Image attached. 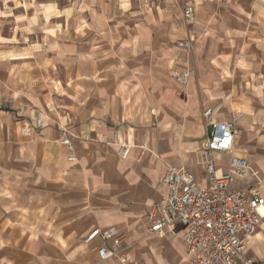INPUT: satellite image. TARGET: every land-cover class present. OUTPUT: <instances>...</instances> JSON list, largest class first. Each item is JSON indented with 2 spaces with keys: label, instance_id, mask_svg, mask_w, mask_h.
<instances>
[{
  "label": "crops",
  "instance_id": "0c3cea01",
  "mask_svg": "<svg viewBox=\"0 0 264 264\" xmlns=\"http://www.w3.org/2000/svg\"><path fill=\"white\" fill-rule=\"evenodd\" d=\"M78 2L84 12L54 14L55 3L0 0L10 25L0 29V264H123L99 259L98 238L84 242L109 227L123 235L126 264H185L176 236L144 226L149 201L167 192L168 165L204 181L205 108L240 130L234 153L258 171L264 197V0ZM184 4L194 7L192 22ZM187 37L190 53L176 43ZM175 68L194 71L187 84L175 81ZM36 112L42 127L22 134ZM113 131L132 146L125 159ZM214 159L225 171L228 156ZM245 253L264 261V217Z\"/></svg>",
  "mask_w": 264,
  "mask_h": 264
},
{
  "label": "built area",
  "instance_id": "2783aa9c",
  "mask_svg": "<svg viewBox=\"0 0 264 264\" xmlns=\"http://www.w3.org/2000/svg\"><path fill=\"white\" fill-rule=\"evenodd\" d=\"M194 7L186 4L182 9L185 22H192ZM179 47H185L190 53L192 39L178 40ZM194 74L192 69L175 68L172 75L178 84H187ZM214 108L202 111L204 124H210L201 148L198 150V165L204 173V181L198 182L195 174L186 166L168 165L161 178L160 185L166 188L165 196L159 200H150L147 206L148 235L176 236L185 247V264H264L246 256L247 241L255 234L262 223L264 197L260 190L262 179L258 171L244 157L234 153L235 137L240 130L232 121H213ZM154 115V110H151ZM42 127L40 112L35 113L33 125H25L22 134H30ZM63 144L71 155L76 157L71 136L62 128ZM102 142L104 140L102 139ZM110 143L118 147V153L125 159L131 145L121 140L118 131L111 133ZM142 151L148 150L144 144L138 145ZM214 153L228 156L227 168L221 171L216 167ZM236 180H253L255 183L244 187H232ZM179 230H176V226ZM99 239L97 254L102 261L112 258L121 263L129 262L121 254L123 235L113 227L91 230L84 238L89 243Z\"/></svg>",
  "mask_w": 264,
  "mask_h": 264
},
{
  "label": "rangeland",
  "instance_id": "374dc122",
  "mask_svg": "<svg viewBox=\"0 0 264 264\" xmlns=\"http://www.w3.org/2000/svg\"><path fill=\"white\" fill-rule=\"evenodd\" d=\"M41 2H51V3H55L54 8H56V11L54 12V14H59V9L61 10H65V11H69L71 10V12L73 13H78V12H84V8L85 6L80 4L78 1L79 0H40ZM76 2V3H74ZM186 4H184L183 6H185ZM27 5H24V8H28L26 7ZM42 14V13H41ZM47 17V16H45ZM9 23H6V21L1 20L0 17V29L4 28V30H8L9 28ZM36 29L35 27H31L30 25H28V29H25V31H30ZM34 34H38L39 37H41V33L35 31ZM55 75L57 78H61L62 76V72L61 69L56 68L55 70Z\"/></svg>",
  "mask_w": 264,
  "mask_h": 264
}]
</instances>
